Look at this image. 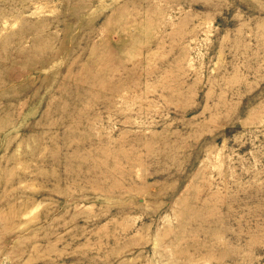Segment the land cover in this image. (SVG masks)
Here are the masks:
<instances>
[{"label": "rangeland", "instance_id": "1", "mask_svg": "<svg viewBox=\"0 0 264 264\" xmlns=\"http://www.w3.org/2000/svg\"><path fill=\"white\" fill-rule=\"evenodd\" d=\"M0 264H264V0H0Z\"/></svg>", "mask_w": 264, "mask_h": 264}]
</instances>
